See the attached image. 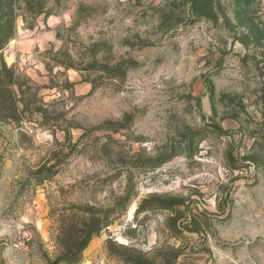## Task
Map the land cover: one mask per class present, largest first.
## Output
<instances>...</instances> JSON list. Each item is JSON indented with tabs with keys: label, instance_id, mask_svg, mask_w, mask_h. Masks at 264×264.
<instances>
[{
	"label": "rangeland",
	"instance_id": "obj_1",
	"mask_svg": "<svg viewBox=\"0 0 264 264\" xmlns=\"http://www.w3.org/2000/svg\"><path fill=\"white\" fill-rule=\"evenodd\" d=\"M1 9L0 264H264V0Z\"/></svg>",
	"mask_w": 264,
	"mask_h": 264
},
{
	"label": "trees",
	"instance_id": "obj_2",
	"mask_svg": "<svg viewBox=\"0 0 264 264\" xmlns=\"http://www.w3.org/2000/svg\"><path fill=\"white\" fill-rule=\"evenodd\" d=\"M1 1V5H2V0ZM2 9L0 10V12L2 13ZM14 11L13 9L10 11L9 14L3 13L2 15V20L3 22L5 21V19H10L11 22V26H10V30L8 29L7 32H5V27L7 26L6 24L2 23V29H0V50L3 48L4 43L6 41H8L10 38L13 37V22H14ZM6 65L3 66V68H1L0 66V74L2 72V69H6ZM107 124H113L116 125L118 127H122L123 126V122H107ZM124 127V126H123ZM56 171H54L53 169H46L45 171H42L41 174L39 175V178L37 179V181L39 183L49 180L50 178H52L54 175H56ZM100 230V228H95L94 230H91L89 232H86V237L81 241L80 245L77 247L76 250L70 252L67 256L65 257H61L58 258L57 260L50 262V264H61L66 263V264H75L80 256V254L82 253V251L86 248L88 242L90 241L91 237L98 233Z\"/></svg>",
	"mask_w": 264,
	"mask_h": 264
}]
</instances>
